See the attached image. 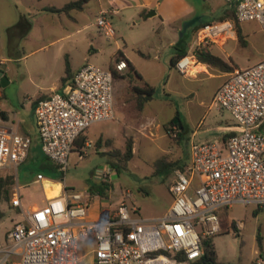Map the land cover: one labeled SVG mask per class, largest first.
<instances>
[{
  "label": "rangeland",
  "instance_id": "rangeland-1",
  "mask_svg": "<svg viewBox=\"0 0 264 264\" xmlns=\"http://www.w3.org/2000/svg\"><path fill=\"white\" fill-rule=\"evenodd\" d=\"M67 1L70 0H0L1 29L3 35L8 36V48L14 51V58L7 60L1 68L9 81L4 87L6 95L3 107L21 112L28 109L40 95L41 85H50L58 75L66 74V60L70 62L72 71L85 64L111 68L115 65L116 57H120L119 54L129 64L114 80L115 119L94 123L80 138L91 140V145L85 147L84 157L79 158V151L75 149L70 154L68 170L60 172L48 166L46 154L38 151L36 159L29 158L17 167L16 183L21 186L23 201L21 211L30 210L34 204H44L40 184L33 183L39 171L58 180L56 183L45 181L46 190L59 193L61 181L71 189L89 194L92 190L98 191L99 186L103 185L104 180L99 172L112 167V182L104 195L106 198L101 200L103 205H107L111 211L115 210L124 199V193L130 191L133 197L127 199V203L135 204L140 216L161 218L173 201L170 187L176 175L170 168L159 169V161L175 160L174 153H169L171 147L180 148L186 160L191 157V133L202 118L205 117L204 120L208 122L209 116L216 111L215 108L209 109V105L213 89L219 82L218 78L208 77L207 74L192 79L172 67L171 58L176 53L173 41L175 44L179 41L178 29L183 27L186 20L199 16L204 21H213L224 9L233 8V5L230 6L224 0H156L146 7L147 13L143 16V7L122 0H100L101 4L99 0H89L83 11L72 12L75 19L66 13L42 9L47 4L62 5ZM100 5L105 8L114 6L120 10L116 16H110L117 33L115 38L105 35L95 24ZM152 11L155 14L150 15ZM174 11H180L176 20L168 18ZM24 20H28L30 25L28 29H23L25 32L16 26ZM240 24L246 44L230 41L232 57L240 65L263 59L262 26L257 21ZM7 27L11 28L12 34H8ZM195 32L192 28L188 30V46H195ZM58 38L56 45L41 47ZM61 44L63 49L57 57L55 53ZM145 81L155 87V95L140 111L134 86H141ZM201 101L204 104L201 105ZM224 113L230 118L228 111ZM143 115L156 118L155 124H151L153 133L148 132L149 127L144 125L146 118ZM180 119L185 127L180 130L181 135L178 137L171 120ZM144 130L151 136L141 138L135 147V137L138 133L144 134ZM102 132L113 136L95 144ZM130 139L134 154L125 164L122 155ZM112 162L119 164V171L111 166ZM43 163L47 166H42ZM13 187L15 183L12 185L11 199ZM109 190L112 192L109 193ZM98 201L99 198L94 200ZM10 206L11 203L2 201L5 214L0 220V241L3 244L6 243V231L12 222L22 218L20 212ZM261 209L253 203H236L230 209L224 208L221 231L203 236L213 239L219 261L224 264H264L257 239L259 233L264 248V208ZM239 222L242 226L238 229L235 223ZM259 226L262 229L258 231ZM94 247L92 239L80 243V264H94Z\"/></svg>",
  "mask_w": 264,
  "mask_h": 264
},
{
  "label": "built area",
  "instance_id": "built-area-1",
  "mask_svg": "<svg viewBox=\"0 0 264 264\" xmlns=\"http://www.w3.org/2000/svg\"><path fill=\"white\" fill-rule=\"evenodd\" d=\"M225 1L235 4L239 22L257 21L264 31V0ZM116 11L101 9L96 16V25L109 37L115 36L110 16ZM234 33L232 19L204 24L196 31L194 49L178 60L177 69L191 75L197 48L221 43ZM127 67L124 58L116 59L108 69L85 64L64 92H53L37 102L41 148L58 171L68 170L70 154L78 149L77 140L86 129L95 122L115 119V71ZM212 103L232 114L238 130L226 143H191V161L178 171L170 187L173 201L163 217L140 216L139 208L127 203L133 197L127 191L115 210L91 219L90 195L62 185L44 206L23 210V220L7 233L6 243L0 241V264H80V243L86 239L94 240L95 264H189L198 260L204 253V234L221 231L220 209L236 203L264 208V131L260 130L264 59L234 71ZM31 144L30 136L0 118V167L17 168L24 163ZM78 151L79 158L84 157L83 148ZM113 172L109 167L99 173L111 185ZM37 178L45 177L39 173ZM12 205L23 206L18 188Z\"/></svg>",
  "mask_w": 264,
  "mask_h": 264
},
{
  "label": "crops",
  "instance_id": "crops-1",
  "mask_svg": "<svg viewBox=\"0 0 264 264\" xmlns=\"http://www.w3.org/2000/svg\"><path fill=\"white\" fill-rule=\"evenodd\" d=\"M72 1V0H70ZM70 1H67L65 2L64 4L70 2ZM123 2H126V3H132V5L136 6V7H143L144 9L142 10L141 14L142 13H147V8L148 6L152 5L156 0H122ZM225 1V0H224ZM89 0H87V2L85 3L84 5V8L82 10H71L69 11L68 13H66L71 19H75V16L72 14L73 11H83L86 7V5L88 4ZM227 2V1H226ZM99 3H100V0H99ZM229 3V2H228ZM64 4L62 5H55V4H47L45 6L42 7V9L44 10V8L48 7V6H57V7H61L63 6ZM101 4V3H100ZM229 5L231 6L232 4L229 3ZM108 8H114L115 10H117L112 16H116L118 13H120V10L118 8H115L114 6H111V7H108ZM101 9H107L105 7H103L102 5H100L99 9L97 10L96 12V15L99 13V11ZM178 10V8H177ZM50 12V11H48ZM180 15V11H174L172 12L168 18H176L179 17ZM175 19V20H176ZM96 20V19H95ZM187 21V20H186ZM185 21V22H186ZM241 23V22H239ZM96 24V22H95ZM18 27H20L19 29H21L22 31H24L23 29H28L29 28V22L28 20H24L23 23H20V25H16ZM191 27V26H190ZM189 27V28H190ZM8 28V34H12V31H11V28L7 27ZM181 27H179V31L182 30V28L180 29ZM240 28H241V24H240ZM188 30V29H187ZM25 32V31H24ZM241 34L243 36V39L245 41V44H246V39H245V36L243 35L242 33V30H241ZM117 36V33L115 31V36L113 38H115ZM7 39H8V36H4L3 35V31L1 29V25H0V68H2V66L5 64V62L7 60H10L12 58H14V51H12L11 49L8 48V43H7ZM230 41H238L239 44L243 45L241 42H240V39H239V36H238V33H237V27H236V24H235V33L233 34V36L221 43H218V44H213L211 45L210 47H207L211 52H213L214 54L222 57L224 60H226L227 62H229L232 66H233V71H222L216 67H213L207 63H203V62H199L198 59L196 61V64L193 66L195 68V70H191L190 71V74L191 75H184L186 77H189V78H197L199 77L201 74H207L208 77H213V78H218L219 79V82L218 84L216 85V87L213 89V95H212V99H211V103L209 105V109L211 108H215L216 111L213 112L210 116H209V120L208 122H206V120H204V118H202L198 124L196 125V127L193 129L192 133H191V136H190V140H191V143L192 142H208V141H214V140H218L222 143H226L228 138L233 135L234 133L237 132L238 128H237V125H236V122L232 116V114L228 111V110H225V109H221L219 107H216L215 105H213L212 103V100L214 98V95L215 93L217 92V90L222 86V84L231 76V74L236 71L237 69L239 68H244V67H247L249 65H252L254 63H250L248 62L247 64L245 65H240L237 61L234 60V58L232 57V49H230L229 47V42ZM59 42V38L58 39H54L53 41L49 42L48 44H45L43 46H41L42 48L43 47H46L48 48L49 46H54V44L56 45L57 43ZM173 46H175V41H173ZM120 47H118L119 49ZM63 49V44L59 45L57 47V50H56V53H55V56H60L61 55V51ZM194 49V46H191L189 45L188 46V53L191 52L192 50ZM195 51V50H194ZM187 53V54H188ZM195 54H196V51H195ZM120 57H123L122 54H119ZM175 55V54H174ZM173 55V56H174ZM64 56V54H63ZM172 56V57H173ZM118 57V58H117ZM116 59H120L119 56H117ZM196 58H197V55H196ZM172 59V58H171ZM264 59V58H263ZM262 60V59H261ZM127 61V60H126ZM260 61V60H259ZM45 62H47V59L45 60ZM258 62V61H257ZM128 63V62H127ZM256 63V62H255ZM129 64V63H128ZM114 67V65H113ZM111 67V68H113ZM192 67V68H193ZM72 68V67H71ZM81 67L73 70V75L76 73V71L78 69H80ZM177 68V67H176ZM191 68V69H192ZM197 68V69H196ZM117 73H119L118 71H116ZM66 74H62V75H58L51 83L50 85H47V86H43L41 85L39 87V92H38V95L37 98H35L32 102H31V105L28 109L25 108V110H23L22 112L21 111H16V110H9V109H6L3 107V98L5 97V89L4 87L0 86V118L2 120L5 121V123L9 126H12L14 130L18 131L19 133H22V134H25V135H28L31 137L32 139V144H31V149H30V153H29V156H28V159L29 158H32V159H36V156H38V151H42V148H41V142H40V137H39V129H38V124H37V120H36V116H35V106L37 104V100L38 99H43V98H46V97H49L53 92H64L65 90V87L70 83V81H68L66 84H63L62 83V78L65 76ZM44 91V92H42ZM189 95H192V94H189ZM188 95V96H189ZM147 104V103H146ZM201 105L204 104V101H201L200 103ZM146 106V105H145ZM145 109V108H144ZM224 111H228L230 114V118L226 116V114L224 113ZM143 117L146 118V120L144 121V125L148 126V132H151L153 133V128L151 127V124H155L156 122V118L153 117V116H149V115H143ZM171 122L173 123V129H177V136L179 137L181 135V131L180 130H183L185 125L182 124V121L181 119L179 121H173L171 120ZM97 123V122H95ZM93 125V124H92ZM91 128V126L86 129V131L84 132V135L85 133ZM189 129V128H188ZM190 130V129H189ZM260 130H263L264 131V123L262 124ZM146 130L143 131L144 134L142 133H138L137 136L135 137V147H136V144H137V141L141 142V138H145V137H150L151 135L148 133ZM113 135H105L103 132L102 134H99L97 136V140L95 142V144H97V142L101 141V140H106L107 138L111 137ZM153 137V136H152ZM81 138V137H80ZM85 138V141H84V144L83 146H78V149L80 150V148H83V152L86 154V148L87 146L91 145V140L88 141V139L86 137ZM191 146V145H190ZM106 149V148H105ZM104 149V151H105ZM171 150L169 151L170 155H174L176 156L175 160L173 161V166H172V170H174V173L176 175V178L174 180V182L177 180V173L178 171L184 169L191 161V154L189 157L188 160H186L182 154H184L180 148L179 149H176L175 147L174 148H170ZM191 152V150H190ZM44 153V152H43ZM168 153V154H169ZM45 155V154H44ZM46 156V155H45ZM47 157V156H46ZM27 159V160H28ZM26 160V161H27ZM172 161V160H170ZM47 162H48V166H50L52 169L58 171L54 164L49 160V158L47 157ZM21 165V164H20ZM19 165V166H20ZM42 166H47L46 164H42ZM17 168H9V167H2L0 168V175H14V178H15V187H13V191H14V195L13 197L15 196V193H16V189L18 188L19 191H20V188L21 186L16 183V176H15V172L17 171L16 170ZM10 171V172H9ZM39 173H42L44 175V179L43 180H40L37 178H34V181L33 183H37L38 185L40 184V187L39 189L43 190V194H44V204L43 206L46 204L47 202V198L50 197V196H55L57 195L58 193L56 192H53V191H49V190H46V185L45 184V181L49 182V183H56L58 180H54L52 179L51 177L49 176H46L42 171H39L37 174ZM196 181V179H195ZM60 182V181H59ZM173 182V183H174ZM103 183V182H102ZM172 183V184H173ZM63 185V183H62ZM66 185V184H65ZM20 186V187H19ZM67 186V185H66ZM68 187V186H67ZM70 188V187H68ZM108 188H109V185H108ZM108 188L106 189V194H107V190ZM38 189V188H37ZM41 190V191H42ZM112 192L111 190H109V193ZM90 195V198H91V204H90V208H89V214H90V218L91 219H97V218H103L105 216L108 215V213L111 211V209L107 206V205H103L102 201L103 198H104V195L105 194H101L99 193V191H90L89 193ZM12 197V198H13ZM99 198V201L98 202H94L95 199ZM106 198V197H105ZM104 198V199H105ZM5 201V200H4ZM7 203H11L12 205V199L10 202L6 201ZM23 202V201H22ZM95 205V206H94ZM234 205V204H233ZM233 205L227 207V209H230ZM9 206V205H8ZM10 207H13L16 212H20V215H22V218L20 220H17L15 219L12 224L10 225L9 229L6 231V235L7 233L14 227V225L23 220V211H21V208L19 207H14L13 205L10 206ZM35 207H41V206H38L36 204L32 205L30 207V210L34 209ZM23 208V206H22ZM20 209V211L18 210ZM263 209V208H262ZM261 209V210H262ZM0 211H1V216H0V220L3 218V215L5 214L3 208H2V202L0 204ZM29 211V210H28ZM224 208L223 209H220L219 210V216H220V221L222 223V215L224 214ZM239 224V226H238ZM236 227L239 229V227L242 226L241 222L239 223H235ZM222 227V226H221ZM262 229L261 226L258 227V231ZM258 235V234H257ZM81 254V253H80ZM82 258V256H81ZM14 259V258H12ZM95 260V258L93 259ZM95 264V263H94Z\"/></svg>",
  "mask_w": 264,
  "mask_h": 264
},
{
  "label": "trees",
  "instance_id": "trees-1",
  "mask_svg": "<svg viewBox=\"0 0 264 264\" xmlns=\"http://www.w3.org/2000/svg\"><path fill=\"white\" fill-rule=\"evenodd\" d=\"M86 2H87V0H72V1L64 4L61 7L48 6V7L44 8V10L50 11L53 13H58V14L68 13L71 10H82L84 8V5ZM232 5H233V8L224 9L223 12L221 13V15L219 17L215 18L213 21H204V20L200 19L194 25H192L190 28H192V31H197L201 26H203L204 24H206L208 22L232 19V20H235V24L237 27V33H238L240 42L243 45H245V41H244L243 36L241 34L240 23L236 19V15H235V4L232 3ZM142 15L144 16L145 13H142ZM190 28H188V30ZM188 30L185 32L183 37H181V39H179V41L175 44L176 53L171 59L172 67H176V63L178 62V60L188 53V41L186 38V34H187ZM196 55H197V59L199 62L207 63V64H209L213 67H216L222 71H233V69H234L233 66L229 62L224 60L222 57L214 54L208 48H205V47L197 48L196 49ZM65 72H66V75L62 78L63 84H66L68 81L71 82L73 80V77H74L73 72L71 70L70 62L68 60H66ZM137 75L139 78H141L140 74L137 73ZM116 77H119V74L115 71V78ZM0 86H2L1 83H0ZM134 92H135L136 97H137V108L140 111H143L146 103L151 101L154 98L155 87L153 85H151L149 82L145 81L141 84V86L135 85L134 86ZM39 100L40 99H38L37 102ZM82 135L80 137H82ZM80 137L77 140V145L82 147L84 144L85 138L80 139ZM109 153H111V151ZM133 154H134L133 142H132V139H130L127 142L126 151L122 155L123 161L125 164L128 163V161L132 158ZM114 155H117V154L115 153ZM173 164H174L173 162L159 161V169H160V167L172 169ZM111 166H113V168L116 171H119V169H120L119 164L112 162ZM14 183H15L14 175H12V174H10V175L8 174L5 176L0 175V204L4 200L8 201V202L11 201V198H10L11 194L10 193L12 191V185ZM108 185H109L108 183L103 182V185H100L98 188L99 193L106 194V189L108 188ZM0 216H1V211H0ZM257 239H258V246L260 249V256H261V258L264 259L263 242H262V237L260 236L259 233L257 235ZM203 249H204L203 255L198 260H196L194 262H190L189 264H224L223 262L218 260L217 250H216L215 244L213 242V239L211 237L203 238ZM181 258H184V256L181 255ZM255 264H257V263H255Z\"/></svg>",
  "mask_w": 264,
  "mask_h": 264
},
{
  "label": "water",
  "instance_id": "water-1",
  "mask_svg": "<svg viewBox=\"0 0 264 264\" xmlns=\"http://www.w3.org/2000/svg\"><path fill=\"white\" fill-rule=\"evenodd\" d=\"M152 14H155V12L152 11V12L150 13V15H152ZM199 20H200V17L197 16V17H194V18L189 19V20H187L186 22H184L183 27H182V30L180 31V39H181V37H183V35H184L185 32L187 31V29H188L190 26L194 25V24H195L197 21H199ZM8 82H9V81H8V79H7V76H6L5 72L0 68V83H1L2 87H5V86L7 85Z\"/></svg>",
  "mask_w": 264,
  "mask_h": 264
},
{
  "label": "bare ground",
  "instance_id": "bare-ground-1",
  "mask_svg": "<svg viewBox=\"0 0 264 264\" xmlns=\"http://www.w3.org/2000/svg\"><path fill=\"white\" fill-rule=\"evenodd\" d=\"M191 68H192V67H191ZM196 69H197V68H196ZM191 70H195V68L193 67ZM191 70H190V71H191Z\"/></svg>",
  "mask_w": 264,
  "mask_h": 264
}]
</instances>
